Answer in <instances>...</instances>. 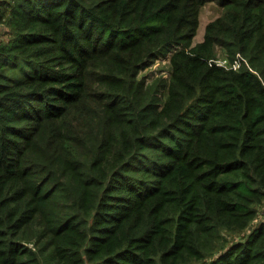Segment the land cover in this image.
I'll return each instance as SVG.
<instances>
[{"label": "trees", "instance_id": "trees-1", "mask_svg": "<svg viewBox=\"0 0 264 264\" xmlns=\"http://www.w3.org/2000/svg\"><path fill=\"white\" fill-rule=\"evenodd\" d=\"M0 23V264H264V0H0Z\"/></svg>", "mask_w": 264, "mask_h": 264}, {"label": "rangeland", "instance_id": "rangeland-1", "mask_svg": "<svg viewBox=\"0 0 264 264\" xmlns=\"http://www.w3.org/2000/svg\"><path fill=\"white\" fill-rule=\"evenodd\" d=\"M222 12H223V9L216 2H208L204 6L201 7L200 12H199V30L193 40L194 43L201 40L205 25L209 21L220 16ZM8 32H9L8 27L0 23V41L7 40ZM214 53H215V61L218 64H222L225 66L234 65L228 61L226 53L221 46H216L214 49ZM169 55L170 53L164 57L161 56V57L156 58L155 61L149 67L139 70L137 76L139 78L144 79L146 85L152 84L154 80L160 77H163L165 80H168L170 76V71H171L170 64H169V58H168ZM259 211L260 212H259L257 219L253 222L249 230L257 226V224L262 222V220L264 219V205L260 207Z\"/></svg>", "mask_w": 264, "mask_h": 264}]
</instances>
